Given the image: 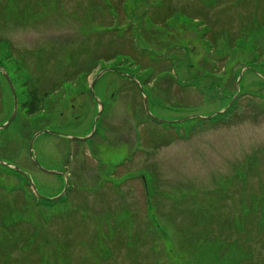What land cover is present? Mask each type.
<instances>
[{
    "label": "rangeland",
    "instance_id": "1",
    "mask_svg": "<svg viewBox=\"0 0 264 264\" xmlns=\"http://www.w3.org/2000/svg\"><path fill=\"white\" fill-rule=\"evenodd\" d=\"M14 97L0 264H264V0H0Z\"/></svg>",
    "mask_w": 264,
    "mask_h": 264
},
{
    "label": "water",
    "instance_id": "2",
    "mask_svg": "<svg viewBox=\"0 0 264 264\" xmlns=\"http://www.w3.org/2000/svg\"><path fill=\"white\" fill-rule=\"evenodd\" d=\"M4 76H5L6 80H7L8 85L10 86V89H11L12 94H13V96H14V90H13V86H12V83H11V81H10V78L8 77V75H7L6 73H4ZM139 90L142 91V89H141L140 86H139ZM143 100H144L145 108H146V110L148 111V109H147V101H146V98L144 97ZM16 107H17V103H16V100H15V97H14V109H13V113H12L11 116L8 118V120L6 121V123H4L2 126H0L1 129L7 127L8 124L11 122V120L13 119V117H14V115H15V113H16V109H17ZM152 117H153V116H152ZM153 118H155V117H153ZM155 119H156L157 121H160V122L171 123L170 121L168 122V121L160 120V119H158V118H155ZM43 132H46V131H43ZM36 136H37V134L34 136V138H35ZM34 138L31 140L30 145H29V156H30L31 159H32V143H33ZM0 163H2V162H0ZM33 163H34L37 167H39V164H38V162H37L36 160H33ZM14 169H15L17 172H19L20 174H23L22 171H21L20 169L15 168V167H14ZM49 173H54V172H49ZM32 187L34 188L33 185H32ZM34 192H35V191H34ZM36 194H37V193H36Z\"/></svg>",
    "mask_w": 264,
    "mask_h": 264
},
{
    "label": "trees",
    "instance_id": "3",
    "mask_svg": "<svg viewBox=\"0 0 264 264\" xmlns=\"http://www.w3.org/2000/svg\"><path fill=\"white\" fill-rule=\"evenodd\" d=\"M28 96H29L28 102H26L22 106L26 108V111L28 114H32V113L37 112L39 109V105H40L39 102H40L41 95H37L36 89H32V90H29Z\"/></svg>",
    "mask_w": 264,
    "mask_h": 264
},
{
    "label": "flooded vegetation",
    "instance_id": "4",
    "mask_svg": "<svg viewBox=\"0 0 264 264\" xmlns=\"http://www.w3.org/2000/svg\"><path fill=\"white\" fill-rule=\"evenodd\" d=\"M152 120H154V119H152Z\"/></svg>",
    "mask_w": 264,
    "mask_h": 264
}]
</instances>
